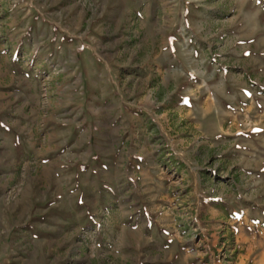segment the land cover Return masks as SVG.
Listing matches in <instances>:
<instances>
[{"label": "rangeland", "instance_id": "obj_1", "mask_svg": "<svg viewBox=\"0 0 264 264\" xmlns=\"http://www.w3.org/2000/svg\"><path fill=\"white\" fill-rule=\"evenodd\" d=\"M0 43V264H264V0H0Z\"/></svg>", "mask_w": 264, "mask_h": 264}, {"label": "crops", "instance_id": "obj_2", "mask_svg": "<svg viewBox=\"0 0 264 264\" xmlns=\"http://www.w3.org/2000/svg\"><path fill=\"white\" fill-rule=\"evenodd\" d=\"M0 46H3V44L0 43ZM1 55H4L3 52H0V57H2ZM3 121H5L4 117L0 116V140H3V139H9L10 140L9 135H8V133L10 132L9 128H8V125H7L6 122H3ZM13 140H15L14 144L20 143V137L19 136H17V138H13ZM21 150L24 151L23 148ZM17 157H18V159L21 160V161H18V163H19L17 165L18 167H20L21 165L24 166V164H27V161H30V159H31L30 154H28L27 156L25 155V151H24V153L19 154ZM94 160H96L99 163L102 161V159H100V157H97ZM20 162H21V164H20ZM101 163H103V162H101ZM83 167L88 168L89 164H87V165L84 164ZM6 168H8V166H6Z\"/></svg>", "mask_w": 264, "mask_h": 264}]
</instances>
